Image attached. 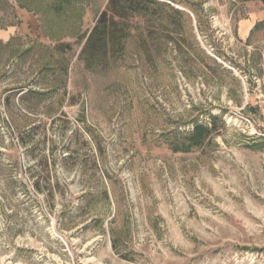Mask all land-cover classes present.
Returning <instances> with one entry per match:
<instances>
[{"label":"rangeland","instance_id":"1","mask_svg":"<svg viewBox=\"0 0 264 264\" xmlns=\"http://www.w3.org/2000/svg\"><path fill=\"white\" fill-rule=\"evenodd\" d=\"M153 1L0 0V264H264V0Z\"/></svg>","mask_w":264,"mask_h":264},{"label":"trees","instance_id":"2","mask_svg":"<svg viewBox=\"0 0 264 264\" xmlns=\"http://www.w3.org/2000/svg\"><path fill=\"white\" fill-rule=\"evenodd\" d=\"M155 3L157 2L153 0H107L105 9L99 13L95 24L87 35L81 53L88 52L89 57L92 58L99 50L106 53L108 45H115L117 42H120V39L126 37L127 23H123V21H126L133 14H147L150 12L149 6ZM167 12L173 17L170 19V22L174 25L176 23V16L183 15L182 12L174 8H169ZM0 27H3V23H0ZM118 33H120V37H117ZM79 38H84V35H79ZM116 39L117 41L115 42ZM14 94H16L15 91L5 95L4 102L6 106H9L10 97ZM30 96L37 97L40 101L44 98L45 92L28 89L26 92L20 94L19 99L24 101L29 99ZM25 107L28 110L33 109L32 104L26 105L25 103ZM210 120L209 125L205 123H194L188 131L175 133L171 137L169 145L174 151H189L193 148L203 146L206 141L211 139L216 128L215 122L217 117L211 116Z\"/></svg>","mask_w":264,"mask_h":264}]
</instances>
